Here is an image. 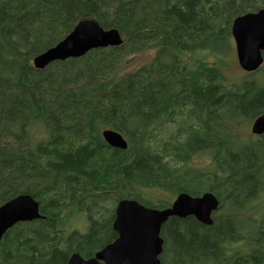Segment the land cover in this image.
Here are the masks:
<instances>
[{"label": "trees", "instance_id": "obj_1", "mask_svg": "<svg viewBox=\"0 0 264 264\" xmlns=\"http://www.w3.org/2000/svg\"><path fill=\"white\" fill-rule=\"evenodd\" d=\"M260 9L264 0H0V206L28 194L42 215L4 234L0 264L91 258L118 237L119 201L163 210L205 192L220 201L213 224L170 218L162 264H263L264 135L241 127L264 115V65L232 80L227 62L233 21ZM81 20L117 29L123 45L36 69ZM106 129L128 148L110 146Z\"/></svg>", "mask_w": 264, "mask_h": 264}, {"label": "water", "instance_id": "obj_2", "mask_svg": "<svg viewBox=\"0 0 264 264\" xmlns=\"http://www.w3.org/2000/svg\"><path fill=\"white\" fill-rule=\"evenodd\" d=\"M232 36L240 67L248 73L260 69L264 64V9L237 17L232 24ZM123 43L117 29L105 30L96 21L81 20L62 41L35 57L33 64L36 69L43 70L56 61L81 58L92 50L120 47ZM251 132L264 134V115L254 121ZM102 136L114 148H128L127 140L117 131L106 129ZM219 205L213 192H205L199 197L181 193L163 210L146 207L134 199H124L115 209L113 228L118 237L91 258L73 253L67 264H162L160 256L164 240L161 231L164 224L173 217L193 216L210 226L212 214ZM40 218V205L31 195L22 194L10 199L0 206V242L16 224Z\"/></svg>", "mask_w": 264, "mask_h": 264}, {"label": "rangeland", "instance_id": "obj_3", "mask_svg": "<svg viewBox=\"0 0 264 264\" xmlns=\"http://www.w3.org/2000/svg\"><path fill=\"white\" fill-rule=\"evenodd\" d=\"M235 45V43H234ZM228 73L230 75V78L233 80L237 77H245L246 75H248L245 71H243L240 67H239V63L236 57V50L234 47L233 53L231 55V57L228 59ZM252 122H245L242 127H241V134L242 136H244V138H249V139H258L259 136H254L251 133V128H252ZM207 162V160L204 157L201 158H197L195 160V163L200 165V166H204L205 163ZM74 222L77 224V226H79V230L82 232H85L87 230V226H86V221L84 220V217H79L77 220H74Z\"/></svg>", "mask_w": 264, "mask_h": 264}]
</instances>
